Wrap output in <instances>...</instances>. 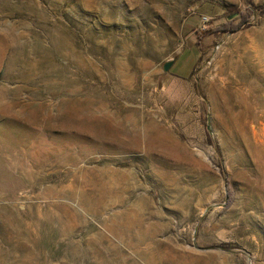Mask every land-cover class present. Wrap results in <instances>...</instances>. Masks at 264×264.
Here are the masks:
<instances>
[{"label": "rangeland", "instance_id": "rangeland-1", "mask_svg": "<svg viewBox=\"0 0 264 264\" xmlns=\"http://www.w3.org/2000/svg\"><path fill=\"white\" fill-rule=\"evenodd\" d=\"M0 264H264V0H0Z\"/></svg>", "mask_w": 264, "mask_h": 264}, {"label": "water", "instance_id": "water-1", "mask_svg": "<svg viewBox=\"0 0 264 264\" xmlns=\"http://www.w3.org/2000/svg\"><path fill=\"white\" fill-rule=\"evenodd\" d=\"M232 16H233V14L230 15V16H228L227 19H230ZM172 63H173V59L164 62V63L162 64V70H163V71H166V70L170 67V65H171Z\"/></svg>", "mask_w": 264, "mask_h": 264}, {"label": "trees", "instance_id": "trees-1", "mask_svg": "<svg viewBox=\"0 0 264 264\" xmlns=\"http://www.w3.org/2000/svg\"><path fill=\"white\" fill-rule=\"evenodd\" d=\"M222 29H225V28H230L231 30H235L237 28V25H231V26H228V24H223L221 26ZM227 195L228 197L230 196V189L227 187Z\"/></svg>", "mask_w": 264, "mask_h": 264}, {"label": "bare ground", "instance_id": "bare-ground-1", "mask_svg": "<svg viewBox=\"0 0 264 264\" xmlns=\"http://www.w3.org/2000/svg\"><path fill=\"white\" fill-rule=\"evenodd\" d=\"M125 230H126L125 226H121V228L118 229V234L120 235L122 231H125Z\"/></svg>", "mask_w": 264, "mask_h": 264}]
</instances>
